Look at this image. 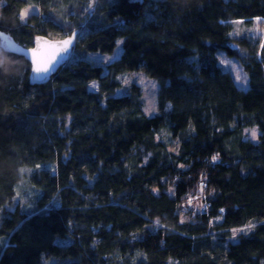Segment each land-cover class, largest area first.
Segmentation results:
<instances>
[{
  "label": "trees",
  "instance_id": "1",
  "mask_svg": "<svg viewBox=\"0 0 264 264\" xmlns=\"http://www.w3.org/2000/svg\"><path fill=\"white\" fill-rule=\"evenodd\" d=\"M0 3L22 47L77 34L45 82L0 42V264H264V41L229 25L264 19V0ZM118 41L105 71L88 61ZM131 72L158 83L155 115L123 90Z\"/></svg>",
  "mask_w": 264,
  "mask_h": 264
},
{
  "label": "rangeland",
  "instance_id": "2",
  "mask_svg": "<svg viewBox=\"0 0 264 264\" xmlns=\"http://www.w3.org/2000/svg\"><path fill=\"white\" fill-rule=\"evenodd\" d=\"M25 10H27L28 15L31 14L33 11H35V9L31 7H27L22 12H24ZM28 15L25 16L23 19H21V15H20L21 21L23 22L26 21V18L28 17ZM235 22L236 21H231L229 23V25L232 27L231 37H234V38L246 37L248 39H252V41H258L260 42V44H262V42L264 41V19H259V20H257V18L252 19L251 25L249 27H245L243 25V22L242 23H235ZM120 52H121V41H118L117 47L112 54L101 55L99 53H91L88 55L87 59L88 61L94 63L95 65L101 66L103 70L105 71L106 65L114 61L115 59H117L118 56L120 55ZM217 58L223 70L232 75L236 86L239 87L240 89L246 90L247 89V78L242 70V67L239 61L236 60L235 58L228 57L225 53H222V52L218 54ZM120 82H121L123 90L124 88L128 86V84L135 83L141 90L143 113L148 117H151L156 114L157 112L156 94H157V89H158V83L155 80L148 78L142 72H131V73L124 74L120 78ZM96 86H97L96 82L91 83L89 85V90L92 92H95ZM121 93L122 91L117 92V94H121ZM251 130L245 131L246 138L249 139L251 142L256 143L258 132L256 130L257 135L255 138H253L251 135ZM25 183H26V186H24L25 187L24 195L28 198L32 194V191H30L29 189V186H28L29 184L26 181ZM20 188H21V185H19V189ZM19 194H17V197L15 198L14 202H18L19 200H21V199H18L20 198ZM23 200L25 199L23 198L20 202H23ZM240 232H243V231L237 230L235 232V235ZM233 235H234V232H233Z\"/></svg>",
  "mask_w": 264,
  "mask_h": 264
},
{
  "label": "water",
  "instance_id": "3",
  "mask_svg": "<svg viewBox=\"0 0 264 264\" xmlns=\"http://www.w3.org/2000/svg\"><path fill=\"white\" fill-rule=\"evenodd\" d=\"M76 36L77 34L74 33L70 37L63 39V40H66V39L71 38L72 43L68 46L67 50L50 49L44 46V42H48L49 44H57L58 42L63 41V40H60L57 42H51V41H46V40L40 41L39 50H38V59H42V58L46 59L48 56L52 55L53 53L55 54V59L52 61L49 67V71L46 73L44 72L36 73L33 71V61H32L31 50L34 48H38V43L33 48H25V47L18 45L17 43L9 39L8 36L1 34V33H0V42H1V45H4V48L6 51L10 52L13 55L23 58L26 62H28L31 65V68L33 71V77L36 81L45 82L49 80L64 65V63L68 59L69 54L72 51Z\"/></svg>",
  "mask_w": 264,
  "mask_h": 264
},
{
  "label": "snow or ice",
  "instance_id": "4",
  "mask_svg": "<svg viewBox=\"0 0 264 264\" xmlns=\"http://www.w3.org/2000/svg\"><path fill=\"white\" fill-rule=\"evenodd\" d=\"M21 19H23L25 16L28 15L27 10H25L24 12H22L21 14ZM260 18H257V20H259ZM235 23H242V21H236ZM38 43V48H34L31 50L32 53V61H33V71L36 73H41V72H48L49 71V67L52 63V61L55 59V54L53 53L52 55L48 56L46 59H38V50H39V45H40V41L38 39L37 41ZM72 43L71 38L63 40L58 42L57 44H49L48 42H44V46L46 48H50V49H56V50H67L68 46ZM251 135L253 138L256 137L257 132L256 129H252L251 130ZM213 160L216 159V157L214 156L212 158ZM221 212H223V209H221ZM248 228L253 227V225L249 224L247 226ZM237 230H234V235L235 232Z\"/></svg>",
  "mask_w": 264,
  "mask_h": 264
},
{
  "label": "built area",
  "instance_id": "5",
  "mask_svg": "<svg viewBox=\"0 0 264 264\" xmlns=\"http://www.w3.org/2000/svg\"><path fill=\"white\" fill-rule=\"evenodd\" d=\"M197 197H198V196H195L193 199L196 200ZM202 207H203V209H204V208L206 207V205H203Z\"/></svg>",
  "mask_w": 264,
  "mask_h": 264
}]
</instances>
